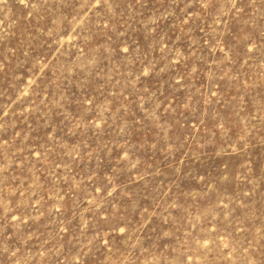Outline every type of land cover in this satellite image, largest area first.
<instances>
[{
    "label": "rangeland",
    "instance_id": "obj_1",
    "mask_svg": "<svg viewBox=\"0 0 264 264\" xmlns=\"http://www.w3.org/2000/svg\"><path fill=\"white\" fill-rule=\"evenodd\" d=\"M0 264H264V0H0Z\"/></svg>",
    "mask_w": 264,
    "mask_h": 264
}]
</instances>
